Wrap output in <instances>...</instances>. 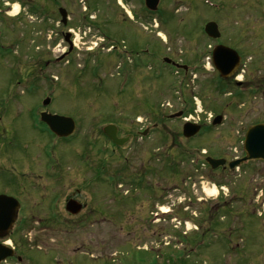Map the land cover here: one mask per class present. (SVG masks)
Instances as JSON below:
<instances>
[{"label": "rangeland", "instance_id": "1", "mask_svg": "<svg viewBox=\"0 0 264 264\" xmlns=\"http://www.w3.org/2000/svg\"><path fill=\"white\" fill-rule=\"evenodd\" d=\"M11 1L18 4V0ZM32 1L37 7L45 4V0ZM101 2L100 11L92 17L103 13L110 23L94 20V27H75L78 48L62 58L67 46L60 45L55 30L50 29L55 21L46 20L39 10L32 12V5L21 6L18 17L5 19L10 21L5 24L6 33L0 22V193L20 197L24 185L19 187L16 182L23 181L22 168L39 166L33 158L24 160L27 154L23 152L38 155L42 141L50 144L48 137H54L38 120L37 113L43 110L77 122L75 133L55 148L60 164L73 175L67 180L69 186L83 181L88 166H108L109 160L115 173L123 164L122 157L110 153L106 161L103 153L107 138L102 128L108 122L120 126L124 135L151 127L162 118L160 110L167 114L184 111L183 117L201 119L208 127L211 116L226 113L223 123L188 140L182 135L185 120L166 117L143 139L134 136L131 149L124 154L130 170L149 163L148 151L157 147L153 185L138 190L144 204L140 220L132 216L123 221H76L62 231L34 221L28 227L20 220L15 233L5 240L20 246L22 264H56L63 259L64 264H234L237 256L218 247L213 231L205 242L201 238L205 227L200 226L197 199L209 188L200 184L197 150L202 137L238 135L243 126L246 129L264 119V93L249 92L254 81L237 91L208 64L212 47L224 42L243 54L247 65L243 78L264 76V0H161L154 15L146 10L143 0ZM83 4L79 2V9ZM209 21L218 22L223 32L220 39L205 34ZM146 47L158 51L156 64L141 52ZM164 57L190 66L188 73L178 72ZM50 58L57 61L45 64ZM47 97L51 103L43 106ZM194 97L202 106L199 110ZM152 106L159 110L158 118ZM10 177L15 184L10 183ZM101 200L109 203L104 195ZM118 202L111 205L120 206ZM164 207L170 211L166 213ZM151 210L155 213L152 222L148 218ZM204 243L213 245L203 250ZM75 251L77 255L72 257ZM170 251L174 252L172 260H167L162 254ZM226 255L233 256V262H227ZM84 257L87 260L81 262ZM2 264L19 263L8 258Z\"/></svg>", "mask_w": 264, "mask_h": 264}, {"label": "flooded vegetation", "instance_id": "2", "mask_svg": "<svg viewBox=\"0 0 264 264\" xmlns=\"http://www.w3.org/2000/svg\"><path fill=\"white\" fill-rule=\"evenodd\" d=\"M20 2L25 3V8L30 5L38 8L46 20L53 18L55 25L50 26V29L55 30L59 44L67 46L65 54L71 53L75 48V27L83 25L94 27V20L104 25L110 23V20L99 12V17L96 15L93 20L90 19L91 14L100 11V6L103 4L101 0H45V4L40 3L38 7L32 0H20ZM79 2L84 3L81 9L78 6ZM52 5L54 6L53 10L50 9ZM63 12L66 13L65 17ZM5 19H10V0L0 1V22L2 21V27L6 33L5 26L10 25V21H5ZM74 20H76L75 23ZM96 28L99 27L96 26ZM152 41L153 39L150 40L151 44ZM132 48L131 50L134 51L135 49ZM136 52L139 51L136 50ZM141 52L150 55L152 63H156L154 55H157V51L154 52V47L151 49L146 47ZM245 78L247 77L244 76V80ZM245 81L246 83L254 81L253 85L249 86L254 87L257 92L264 93V76L256 79L247 78ZM152 109L155 110V114H159V110H156L154 106ZM160 113L164 118L168 116L161 110ZM212 122L213 119H209L210 127L207 123H201V119L199 123L203 130H207L213 128ZM257 123H264V119L258 120L254 124ZM249 127L245 129L243 126L242 132L238 131V135L221 134L219 137H202V142L197 150L200 184H203L202 188L206 186V189L208 187L209 190H215V193L212 194L204 188L202 197L197 199L201 217L200 226L205 227L201 238L205 242L208 233L213 231L214 237L216 240L218 239V247H222L224 250L228 248V255L235 254L237 256L239 261L236 260L234 264H264V158L244 160L248 157L245 141ZM147 128L149 135L152 129H158V120L152 124L151 128ZM142 131L124 135L121 134V127H119V136H130L129 141L121 147L116 146L108 137H105L107 140L102 147L106 161L110 158L111 153L113 156L122 157L123 164L115 173L112 172L113 168L109 160L107 161L108 166H88L86 169L89 170L85 173L89 175L83 173V181L78 184L73 182L72 186L67 185V180L73 177L72 173L60 164L59 157L55 155V148H58L65 141L64 139L48 137L50 144H45L42 141V148L38 155H33L31 151H22L27 154L24 160L33 158V162L38 163L39 166H28L29 170H26L25 167L22 168L24 169L21 172L23 181L19 180L18 183L13 177H10V183L15 184L16 182L19 187L24 185L22 186L23 194H20V197L10 192V195L17 197L22 204L19 221H24L28 227H30L29 223L34 221L44 225L45 228L54 227L62 231V228L68 229L74 226L76 221L80 223L88 220L106 222L115 220L114 218L123 221L132 216L140 220L143 216L144 204L138 197V190H143L145 185H153L155 180L153 158L157 147L148 151L149 163L145 162L132 170H130V166L126 165L127 160L124 154L131 149L135 135L144 138L141 135ZM136 138L138 140V137ZM234 162L239 163L232 166ZM36 167L38 170H32ZM62 185L65 186L64 189ZM123 187L124 190H122ZM103 195L109 202L108 204H104L101 200ZM117 199L120 206H112L111 203L115 204ZM70 200H75L82 205L78 213L72 212V209L78 207V203H72L75 205L71 204L69 208ZM133 202L135 203L131 204ZM86 210L89 213H82ZM149 213L153 215L154 210ZM150 214L148 215L149 219L151 218ZM208 223L210 225L207 228ZM14 233L15 231L11 233V237ZM208 245L212 246L213 244L204 243L201 248L204 250ZM15 250L19 253V246H15ZM76 255L75 251L72 257ZM223 257L227 262H233L231 260L233 256ZM84 258L81 259V262L87 260V257ZM10 259H17L19 264H22V260H24L16 252ZM247 259L250 263L246 262ZM64 261L65 259L60 260L56 264H64ZM70 264H73V261Z\"/></svg>", "mask_w": 264, "mask_h": 264}, {"label": "water", "instance_id": "3", "mask_svg": "<svg viewBox=\"0 0 264 264\" xmlns=\"http://www.w3.org/2000/svg\"><path fill=\"white\" fill-rule=\"evenodd\" d=\"M145 3L149 10L156 11L158 9L160 0H145ZM65 15L66 13L63 12L64 17ZM205 32L212 39H216L221 36L218 24L214 21H210L205 25ZM212 58L215 68L220 72L223 78H229L233 76L238 70L241 61V56L238 54V52L225 45H217L213 50ZM165 60L167 62H173L169 58H166ZM173 64L177 67L187 68L186 66H182L176 62H173ZM49 103L50 99L47 98L44 101V104L47 105ZM182 114V112H179L172 115V117L181 116ZM41 120L49 126L52 132L60 137H69L76 130V123L71 117L43 112L41 114ZM221 120L222 116H218L214 123L218 124L221 122ZM200 128V125L187 122L183 127V134L185 137L190 138L198 134ZM103 131L111 138L114 143L119 146L124 145L129 140V137L121 138L118 136V127L116 125H107L103 128ZM246 137V150L248 155L251 158H259L260 156H264V125L258 124L251 127ZM75 202L76 201L74 200H70L68 203L69 208L71 204ZM73 205L75 204H72V206ZM80 208L81 205L78 204V207H76V209H72V212L77 213L79 212ZM19 209L20 202L16 198L5 194H0V239L6 237L13 228V225L18 217ZM13 255V249L4 244H0V263Z\"/></svg>", "mask_w": 264, "mask_h": 264}, {"label": "trees", "instance_id": "4", "mask_svg": "<svg viewBox=\"0 0 264 264\" xmlns=\"http://www.w3.org/2000/svg\"><path fill=\"white\" fill-rule=\"evenodd\" d=\"M225 82L229 83L230 85H232V83H233L230 80L229 81H225ZM169 253H171V251L170 252H167V254H164L163 256H165L167 258V260H169V259L172 260V257L171 256L173 255L174 252L172 254H169Z\"/></svg>", "mask_w": 264, "mask_h": 264}, {"label": "bare ground", "instance_id": "5", "mask_svg": "<svg viewBox=\"0 0 264 264\" xmlns=\"http://www.w3.org/2000/svg\"><path fill=\"white\" fill-rule=\"evenodd\" d=\"M19 10V6L18 5H16L15 6V10H14V12H17ZM208 192L209 193H214L215 192V190L213 189V190H208ZM165 212H168V208H165L164 207V209H163Z\"/></svg>", "mask_w": 264, "mask_h": 264}]
</instances>
